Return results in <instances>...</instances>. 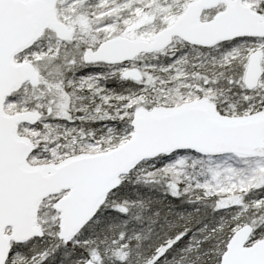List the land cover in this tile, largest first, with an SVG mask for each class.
I'll list each match as a JSON object with an SVG mask.
<instances>
[{"label":"snow or ice","instance_id":"6c2138e0","mask_svg":"<svg viewBox=\"0 0 264 264\" xmlns=\"http://www.w3.org/2000/svg\"><path fill=\"white\" fill-rule=\"evenodd\" d=\"M0 264H264V0H0Z\"/></svg>","mask_w":264,"mask_h":264}]
</instances>
